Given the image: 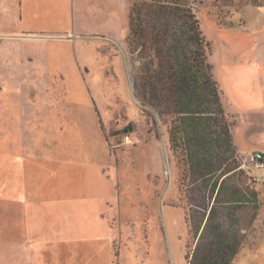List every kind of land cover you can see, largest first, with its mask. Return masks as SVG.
I'll use <instances>...</instances> for the list:
<instances>
[{
  "label": "rangeland",
  "instance_id": "374dc122",
  "mask_svg": "<svg viewBox=\"0 0 264 264\" xmlns=\"http://www.w3.org/2000/svg\"><path fill=\"white\" fill-rule=\"evenodd\" d=\"M20 1V19L0 8V32L44 36L16 50L0 44V264H93L85 254L93 241L74 227L99 211L120 228L117 264L128 244L121 227L148 230L156 203L168 199L183 211L170 219L184 213L189 225L184 264H264V62L254 58L264 28L247 23L264 0ZM135 2L152 11L143 25L171 33L170 67L195 65V50L182 15L158 5L189 10L210 44L212 78L177 86L180 103L165 90L154 103L142 92L140 72H154L145 70L152 48L145 60L127 43ZM254 152L263 155L258 168Z\"/></svg>",
  "mask_w": 264,
  "mask_h": 264
},
{
  "label": "crops",
  "instance_id": "0c3cea01",
  "mask_svg": "<svg viewBox=\"0 0 264 264\" xmlns=\"http://www.w3.org/2000/svg\"><path fill=\"white\" fill-rule=\"evenodd\" d=\"M21 2L22 1L20 0H0V8H7V10H10L12 13H14V16L15 14H19L20 19V13L22 12L18 9L21 7ZM252 6L253 7L251 8H254V11L252 12L253 14L251 16L252 20H247V23L252 28L262 30L264 28V6ZM9 23L10 22L7 21L6 24ZM30 36H42L41 39H43L44 35L41 32H0V44H2V46L6 45L8 47L14 48L16 50L17 46H15L14 43L16 44L22 42L27 44L36 42V40L26 38ZM255 48L256 50L254 52V58L258 62H264V47L259 44V46ZM256 51L258 52L257 54ZM4 56H6V58L11 57L10 55ZM12 57L14 61L13 63L15 64H20L23 62L21 56ZM5 62L7 63L11 61L8 59L5 60ZM16 69H18V65H16ZM15 74L19 75L20 73L16 72ZM16 78L18 77L16 76ZM171 202L172 200L168 199L166 201L163 200L162 202L160 201L156 203L155 209L152 211L153 215H150L147 219V221L150 223L148 230H136V233L132 235L131 232H128V229L122 230L121 227V232L127 231V233L123 236L120 234L119 235L121 239L126 238L128 240V244L125 245L120 242L121 249L119 251L120 253L117 264H184V246L182 245L181 241H183L185 238L184 236L188 233L189 225L186 222L184 213H182L181 216L176 217L174 222L170 219V214L173 212V210H181V208L173 207L170 204ZM113 220L114 218L104 217L103 214H101V211H99L98 214L94 216V220H86L89 221L88 225L80 224L79 227H74V229L76 228L75 230L77 232L76 234L78 238H82L83 240L91 238L93 241L92 247H88L86 250L84 249L85 254L88 253V249L92 251V258L95 262H93V264H115L113 259H111V242H113V240L116 238V233L120 231H117L119 226L117 228V225L112 223ZM179 225L184 227V231L177 229ZM63 228H67V226ZM61 232V236L66 237V235L63 234L64 231L62 228ZM260 232L256 238L258 239L259 237L256 245L253 248L247 247V250L252 252L255 251L260 240ZM132 237H142L146 240L135 241L136 248H131L129 240ZM172 238H175V241L178 243L176 244L178 245L176 252L173 247L174 244L172 241H170ZM256 239H254V241ZM95 240L99 242H94ZM243 249L244 247L241 246L240 252ZM236 263L237 260L235 261V264Z\"/></svg>",
  "mask_w": 264,
  "mask_h": 264
},
{
  "label": "trees",
  "instance_id": "16d2710c",
  "mask_svg": "<svg viewBox=\"0 0 264 264\" xmlns=\"http://www.w3.org/2000/svg\"><path fill=\"white\" fill-rule=\"evenodd\" d=\"M153 2V1H152ZM230 2V1H229ZM231 3V2H230ZM139 4L138 2H135L129 12L128 17V29L129 34L127 37V43L129 46H134V52L139 54V57L141 59H145L148 54L152 56V59H150L149 64L150 66H147L145 70H151L153 74L145 73L144 70L140 73L144 75L145 80L142 81V92H148V95H151V101L158 102L161 101L162 92L165 90V94L169 96L170 98H173L171 102L174 103H180V101H177V86L183 87V85H187L188 83L191 85L192 83L194 86H198L197 84V77L198 79L202 76H206L205 78L210 79L211 76V66L207 62V55L210 53V44L205 42L204 37L202 36L199 23L196 20V18L193 15H190V11H183L181 9L177 8H170V5H166V7H163L164 4L158 5L156 8V11L158 12V9H162V14H167L171 10L172 12H177V15H182V18L185 20V27L186 32L188 34V42L192 44L195 54V58L192 59V61L195 63V65L190 66L189 69L181 66L179 69H174L173 67H170V55H166V52L163 51L166 48V43L169 42V36L170 32L166 30H160L158 31L156 28H153L148 25H143L142 21V14H144L146 11L150 12L151 10L147 9L149 4L145 3ZM152 4V3H150ZM154 4V3H153ZM171 4V3H167ZM152 12V11H151ZM155 12V10H153ZM159 12V13H161ZM164 12V13H163ZM172 14V13H171ZM184 14V15H183ZM149 30L151 31L149 33ZM178 45L180 44L177 42ZM169 44L174 45L175 42H169ZM152 48L151 53L147 50ZM174 49V50H173ZM178 48L174 47H167V52L173 53L174 51L177 52ZM149 56V55H148ZM146 60V59H145ZM153 62H157V65L160 66V68L154 66ZM154 70V71H153ZM148 74V75H147ZM198 74V76H197ZM167 75L171 76L173 80L168 84L166 83V77ZM175 79V80H174ZM188 86V85H187ZM136 89L138 90V86L136 85ZM161 92V93H160ZM167 92L169 94H167ZM214 96L217 98V92L213 93ZM165 96V95H164ZM164 98V97H163ZM150 101H148L149 103Z\"/></svg>",
  "mask_w": 264,
  "mask_h": 264
},
{
  "label": "built area",
  "instance_id": "2783aa9c",
  "mask_svg": "<svg viewBox=\"0 0 264 264\" xmlns=\"http://www.w3.org/2000/svg\"><path fill=\"white\" fill-rule=\"evenodd\" d=\"M125 142H130L128 136L125 137L124 139ZM138 143L137 141H131L130 144L131 145H134ZM249 161L252 162V163H257L255 166L258 168L259 166L262 165V161H263V155L260 154V153H252L249 155ZM259 162V163H258Z\"/></svg>",
  "mask_w": 264,
  "mask_h": 264
}]
</instances>
